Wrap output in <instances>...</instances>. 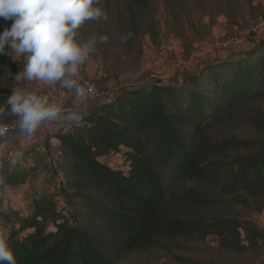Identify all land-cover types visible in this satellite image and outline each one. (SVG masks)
I'll return each mask as SVG.
<instances>
[{"label":"trees","instance_id":"obj_1","mask_svg":"<svg viewBox=\"0 0 264 264\" xmlns=\"http://www.w3.org/2000/svg\"><path fill=\"white\" fill-rule=\"evenodd\" d=\"M148 5L149 0H98L106 19L86 21L78 38L95 39L96 29L114 40L115 30L142 27L143 35H155L154 12L147 22L144 17ZM5 27L0 23V31ZM133 32L129 38L138 41L139 31ZM22 68V60L0 55V105ZM259 95L264 33L231 59L98 99L79 126L65 131L54 123L40 138L22 136L13 154H0V191L28 183L36 166L32 155L43 143L59 196L67 195L72 205L56 202L50 191L56 181L43 185L33 213L19 218L7 238L17 264H120L152 248L196 264L174 248L210 235L218 236L225 251L261 249L264 230L237 208L264 209V137L211 133L242 102ZM250 119L257 132L264 129V114ZM119 152L128 172L100 160ZM3 218L0 213V228Z\"/></svg>","mask_w":264,"mask_h":264},{"label":"rangeland","instance_id":"obj_2","mask_svg":"<svg viewBox=\"0 0 264 264\" xmlns=\"http://www.w3.org/2000/svg\"><path fill=\"white\" fill-rule=\"evenodd\" d=\"M152 12L157 24L155 35H143V27L131 28L130 32L128 29H118L113 34L116 39L101 43V34L93 30L96 43L88 60L80 67L81 82L95 90V93H90L89 106L95 99H102L126 87L148 82H171L180 74L192 72L206 63L231 59L249 48L255 40H261L264 33V0H149L144 15L146 22ZM0 23L10 26L12 22L0 19ZM143 26L145 28L146 24ZM133 31H139L135 36L140 35L138 41L129 38ZM90 36L80 35L78 39L87 43L93 40ZM122 36L128 39L123 41ZM14 76L13 89L24 87L53 101L63 91L62 110L71 111L77 106L72 90L61 89L59 84L48 86L35 82L18 83ZM259 112L260 115L264 114V95L242 102L230 118H224L220 126L215 125L211 133L220 137L228 133L241 138L264 137V129L257 132L248 122ZM9 115H0V123H5L6 127L15 118L10 115L11 120L5 122ZM6 137L8 139L5 143L0 138V154L7 151L10 141L22 137V134L19 131L8 132ZM46 152L48 150L42 143L32 155L36 166L25 186H8L0 191V213L4 217L1 225L7 232V238L19 226V218L33 213L36 197L43 185L49 180L56 181L54 168ZM100 160L114 169L125 172L129 170L123 152L104 156ZM57 185L56 181L50 188L51 194L56 198L58 196L56 202L59 206L67 204L69 207L72 205L71 199L67 195L60 197L58 187H55ZM237 209L240 215L255 221L264 230V209L256 212L252 207ZM260 242L261 249L225 251L219 247L218 236L210 235L205 241H183L181 244L184 247L178 245L174 252L194 260L196 264H258L264 261V237ZM242 245L246 246L247 243L242 242ZM120 264L192 263L179 261L164 250L152 248L136 253Z\"/></svg>","mask_w":264,"mask_h":264},{"label":"clouds","instance_id":"obj_3","mask_svg":"<svg viewBox=\"0 0 264 264\" xmlns=\"http://www.w3.org/2000/svg\"><path fill=\"white\" fill-rule=\"evenodd\" d=\"M97 4L98 0H0V19L12 22L0 31V55L13 61L23 60V68L14 80L59 84L61 89L74 91L77 105L71 111H63V91L53 101L24 87L14 88L0 105V115L7 111L15 117L25 139H32L39 129L52 123L66 129L82 123L90 90L81 82L80 67L88 60L96 40L82 42L78 30L86 21L106 19ZM127 39L124 37L123 41ZM99 40L104 43L108 37L102 35ZM7 133L8 128L0 123V138H6ZM0 264H17L3 228Z\"/></svg>","mask_w":264,"mask_h":264},{"label":"crops","instance_id":"obj_4","mask_svg":"<svg viewBox=\"0 0 264 264\" xmlns=\"http://www.w3.org/2000/svg\"><path fill=\"white\" fill-rule=\"evenodd\" d=\"M18 72H19V71H18ZM18 72H15L14 75H15L16 73H18ZM97 100H98V99H95L94 102L90 103V106H88L87 109L91 108V106H92ZM87 109H86V110H87ZM52 126H55V124H54V123L49 124L46 128H49V127H52ZM43 128H45V127H43ZM43 128L39 129V130L37 131V134H38V135L35 134L33 137H34V138H40V133H39V132L42 131ZM22 140H23V139H21V137H18V138H16V139L10 141L9 144H8V146L6 147V148H7V151H10V152L13 154L14 151L17 150V146H18V144H19V143H20V144L22 143ZM18 142H19V143H18ZM102 158H103V157H102Z\"/></svg>","mask_w":264,"mask_h":264},{"label":"built area","instance_id":"obj_5","mask_svg":"<svg viewBox=\"0 0 264 264\" xmlns=\"http://www.w3.org/2000/svg\"><path fill=\"white\" fill-rule=\"evenodd\" d=\"M88 88H89L91 94H92V93H95V90H94L91 86H88ZM15 120H16V118H14V119H13V120L7 125L8 132L19 131V129H18L16 123H15ZM68 129H69V128H68ZM68 129H65V131H67ZM7 139H8V137H6V138H1V141H2L3 143H5V142L7 141ZM60 154H61V153H60ZM114 154L118 155L119 153H112L111 155H114ZM128 168H129V166H128Z\"/></svg>","mask_w":264,"mask_h":264}]
</instances>
